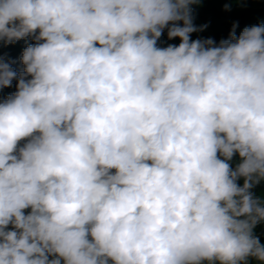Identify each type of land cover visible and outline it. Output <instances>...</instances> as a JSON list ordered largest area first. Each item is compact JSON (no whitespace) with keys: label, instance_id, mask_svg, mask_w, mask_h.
I'll return each mask as SVG.
<instances>
[{"label":"clouds","instance_id":"1","mask_svg":"<svg viewBox=\"0 0 264 264\" xmlns=\"http://www.w3.org/2000/svg\"><path fill=\"white\" fill-rule=\"evenodd\" d=\"M199 3L0 0L34 41L0 57V264H264V23L191 40Z\"/></svg>","mask_w":264,"mask_h":264},{"label":"trees","instance_id":"2","mask_svg":"<svg viewBox=\"0 0 264 264\" xmlns=\"http://www.w3.org/2000/svg\"><path fill=\"white\" fill-rule=\"evenodd\" d=\"M228 5V10L225 9ZM193 24L196 27L207 25L203 31L190 34L191 40L212 38L217 44L221 39H227L232 29L233 23H237V36L245 27L264 23V0H200L198 5H192ZM183 26V22H177ZM34 43L31 38L22 39L14 44L4 45L0 42V57L15 61L12 65L18 72L23 69L20 57L26 46ZM180 39H168L167 28L164 29L162 36L157 42L159 47H167L169 44L178 46ZM17 81L12 82V86L0 89V102L5 100L10 94L16 91ZM24 141L21 142L23 144ZM238 155L234 156L232 166L238 162ZM240 185L243 180L238 181ZM255 195L264 200V182H261L253 190ZM30 209H26L27 213ZM11 228V226H9ZM254 234L264 244V222L258 224L254 229ZM206 264V262H205ZM248 264H262V262L250 258Z\"/></svg>","mask_w":264,"mask_h":264}]
</instances>
